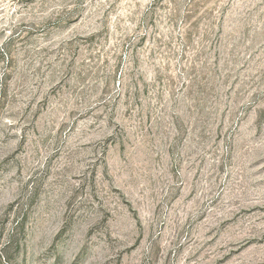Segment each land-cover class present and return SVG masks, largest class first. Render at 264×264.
I'll return each mask as SVG.
<instances>
[{"label":"rangeland","instance_id":"obj_1","mask_svg":"<svg viewBox=\"0 0 264 264\" xmlns=\"http://www.w3.org/2000/svg\"><path fill=\"white\" fill-rule=\"evenodd\" d=\"M0 264H264V0H0Z\"/></svg>","mask_w":264,"mask_h":264}]
</instances>
